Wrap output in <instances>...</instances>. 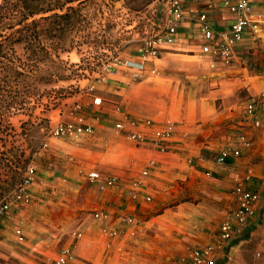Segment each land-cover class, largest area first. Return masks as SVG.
<instances>
[{
    "label": "rangeland",
    "instance_id": "rangeland-1",
    "mask_svg": "<svg viewBox=\"0 0 264 264\" xmlns=\"http://www.w3.org/2000/svg\"><path fill=\"white\" fill-rule=\"evenodd\" d=\"M165 2L166 0L76 1L71 4L76 11L67 26L65 24L64 31L58 28L50 32L47 28L50 21L42 22L45 23L43 27L46 32L40 35V44L41 47L50 49V54L41 49L36 52V56L33 53L29 56L31 51L27 50L24 43H15L13 50L6 49V61L10 63L7 65L14 64L22 73L7 71V77H1L0 80V202L12 197L17 185L25 178L30 164L36 166L31 187L35 180H42L44 183L48 180L72 178L77 182L79 179L89 181L87 172L91 169L120 179L123 171L130 168V158L137 152L139 145L125 132L116 129L115 137L111 138L99 133L97 129H100L102 120L115 125V115L118 121L129 115L134 119L150 116L158 121L161 112L168 111L171 113L170 119L178 123L180 117L175 108H182L183 101L185 106L190 104L188 95L180 94L182 80H188L196 74L199 76L205 67L199 51L170 49L168 51L174 54H169L168 57L160 54L161 59L146 61V70L140 76H134V71L123 65L127 59H138L145 39L157 31L158 17ZM38 3L43 2L34 0L31 5L35 8ZM8 23L14 25L16 20H8ZM12 31V28L6 30L8 33ZM194 53L196 56L187 55ZM102 77H108L109 80L105 82ZM140 77L144 79L140 80ZM242 91L239 88L236 96L230 100L237 106L232 110L231 118L235 120L227 119L229 125H232V132L238 130L242 119L243 102L247 98ZM95 96L102 97L100 105L94 104ZM12 100L13 105L8 107V101ZM194 100L193 97V107ZM222 101L223 99H219L215 104L218 110L224 109ZM76 105H80V113L86 116L89 124L95 126L96 133L76 139L55 136L53 129L58 124L74 118L78 112L75 110ZM119 105L120 111L116 110ZM214 108L213 105L207 108L205 120L196 121L192 118L190 123L201 124L203 129L208 130L205 133L208 134L206 141L209 142L205 144L209 148L205 151H210L217 159L219 152L216 149L225 141L224 129L228 124H223L224 119L218 121L213 117ZM98 117H101L100 123L96 121ZM259 160L261 163L258 161L256 164L264 169L263 154ZM248 175L238 180V184L251 181L253 176ZM208 182L206 188L202 187L196 193L190 192L189 187H186L184 195H178L172 189L176 184L174 183L170 188L171 193L157 196L155 199L160 201L159 205L153 204L155 209L152 214L144 218L145 221L149 220L146 236L158 240L167 238L171 244L179 241L178 226H166L165 231L163 224L167 225L169 220L156 216L166 209L174 211L175 207L185 203L203 207L199 209L210 207L215 201L209 192L217 182L214 178H208ZM89 186L96 189L90 183ZM31 187L29 190L33 196ZM85 201L92 203L91 196L85 198ZM83 202L84 199L78 204H84ZM32 204L33 200L26 205L28 207ZM95 210L88 211L93 213ZM21 212L20 220L23 217L32 218L28 211ZM188 212H194V209L188 208L186 213L189 215ZM13 214L16 216L18 213ZM245 235L248 240L241 246V257L236 259L235 264H264V197L256 214V224ZM9 238L4 240L6 244L19 245L13 240L12 233ZM23 247L21 248L24 249ZM26 254L30 259L13 256L2 262L45 264L52 259L44 261L33 250H27ZM173 258L169 255L166 263L172 264ZM154 263L158 264V258H154Z\"/></svg>",
    "mask_w": 264,
    "mask_h": 264
},
{
    "label": "crops",
    "instance_id": "crops-1",
    "mask_svg": "<svg viewBox=\"0 0 264 264\" xmlns=\"http://www.w3.org/2000/svg\"><path fill=\"white\" fill-rule=\"evenodd\" d=\"M253 1L257 7H264V0ZM184 4L207 12L218 32L228 31L235 18V15L223 6L221 0H184ZM202 42L195 27L187 23L180 29L174 46L163 50L161 55L168 57L169 54H174L168 51L170 49L196 52ZM237 51L242 61L230 71L212 70L209 62L201 56L205 64L203 71L199 76L196 74L195 77L182 80L180 94L188 95L190 104L185 106L183 101L182 108H175L180 117L177 124L170 119L171 113L168 111H162L158 121L150 116L135 119L131 117L136 123L126 124V127L133 131L149 132L153 127L171 125L168 148L162 151L153 143L138 144L137 152L130 158V168L123 171L115 186L103 189L99 183L89 179H79L78 182L75 178L48 180L46 183L35 180L33 185L36 186H30L34 191L33 204L28 207L26 204H20L17 210L13 211L18 213L16 216L12 213L10 217L0 218V264H6L2 262L3 259L13 256L30 259L27 254L32 253L26 254L27 250L35 251L44 261L49 258L53 260L68 247L74 255L73 264H156L155 257L158 258V264H168L166 259L169 255L174 257L172 264H175L179 259L188 257L195 247L215 243L220 224L229 217L228 209L237 203L238 180L250 173L248 176L253 178L247 183L249 187L261 192L262 202L264 169L256 163H261L259 158L262 154L264 156V129L253 127L249 122L241 120L238 130L232 132V125H229L227 119L232 117V110L237 107L230 100L236 96L239 88L243 89L242 93L248 98L259 92L263 86L264 26L262 37L255 39L247 35L238 44ZM187 55L196 56L195 53ZM142 78L140 77V80ZM219 99H223L224 109L216 108L215 104ZM212 105L215 107L213 117L218 121L224 119L223 124H228L224 129L225 141L216 151L220 153L225 149L238 147L236 135L239 132L247 133L254 141L250 150L244 151L240 157L229 156L225 163L215 159L210 151H205L209 148V145L205 144L209 142L206 141L208 134L205 133L208 130L203 129L201 124L190 123L192 118L196 121L205 120L207 108ZM260 110V113L264 114V104ZM98 113L100 114V110ZM114 117L115 121H120L116 115ZM100 119L101 117H98L96 121L100 123ZM147 120L153 122L152 127L146 124ZM99 127V133L109 138L115 137L114 124L102 120ZM144 170L148 171L147 175L142 174ZM208 178H214L217 185L209 192L215 202L210 207L205 206L207 210L199 209L203 207L194 203H185L175 207L174 211L166 209L164 213L156 216L169 220L167 225L163 224L165 231L166 226H178L179 241L171 244L167 238L158 240L146 236L149 220L145 221L144 218L152 214L155 209L153 204L159 205L160 201L155 199L157 196L171 193L170 188L174 183L176 184L172 189L176 190L178 195H184L186 187H189L190 192L196 193L209 185ZM137 180L141 183L137 184ZM89 183L96 189L89 188ZM88 195L91 196L92 203L85 201ZM83 199L84 204H78ZM188 208H193L194 212H188V215ZM90 209L96 210L91 213L88 211ZM21 211H28L32 218L23 217L20 220ZM98 213L100 216H97ZM124 217H130L132 220L123 222ZM255 224L256 217L243 233L237 234L226 244L214 264H235L236 259L241 257V246L248 240L245 234L252 231L250 228ZM11 233L13 240L19 245L4 242L5 239H10Z\"/></svg>",
    "mask_w": 264,
    "mask_h": 264
},
{
    "label": "built area",
    "instance_id": "built-area-1",
    "mask_svg": "<svg viewBox=\"0 0 264 264\" xmlns=\"http://www.w3.org/2000/svg\"><path fill=\"white\" fill-rule=\"evenodd\" d=\"M223 6L235 15L231 27L226 32H218L210 21L207 12L198 11L195 7L185 6L184 0H166L157 21V31L147 39L140 49L138 59H127L123 65L127 69L134 71V76H140L146 70V61L159 58L163 50L174 46L179 38L180 29L187 23H191L202 43L198 49L200 55L205 58L212 70L230 71L239 65L242 58L239 56L237 46L247 35L258 39L262 37L264 26V7L259 8L253 0H221ZM195 52V51H193ZM113 70V69H111ZM103 81H108V77H102ZM263 86L259 92L250 95L243 102L242 121L249 122L253 127L264 129V114L260 113V108L264 104V77ZM103 99L100 96L94 97V104L100 105ZM80 105H76L78 112L74 118L61 122L54 129L53 133L57 137L76 139L83 135H94L96 129L94 125L86 121V116L80 113ZM118 111L121 106H117ZM136 123L129 115H125L115 124V129L119 132H127L129 138L138 142V144L153 143L162 151L168 148L171 125L153 127L149 132L133 131L127 128L126 124ZM147 125L153 126L151 120L146 121ZM239 146L221 151L217 157L219 162L225 163L229 156L240 157L244 151L250 150L253 145V139L245 132H239L236 135ZM36 166H28L26 176L14 190L12 197L0 202V218L10 217L14 209L20 204H27L32 200L30 185L34 181ZM91 182H97L101 188L115 186L118 177L105 176L101 171L91 169L87 172ZM143 175L148 171L144 170ZM210 175V173H208ZM137 184L141 181L137 180ZM238 193L237 203L231 209L229 217L219 226L215 243L208 246H198L191 250L186 258L179 259L175 264H214L216 258L225 249L237 234L243 233L250 222L256 217L261 203V192L249 187L247 182H241L237 185ZM100 216V213L97 214ZM123 222H129L130 217H124ZM70 249L64 248L59 257L45 264H73L74 258Z\"/></svg>",
    "mask_w": 264,
    "mask_h": 264
},
{
    "label": "trees",
    "instance_id": "trees-1",
    "mask_svg": "<svg viewBox=\"0 0 264 264\" xmlns=\"http://www.w3.org/2000/svg\"><path fill=\"white\" fill-rule=\"evenodd\" d=\"M32 1L0 0V80H2L1 77H7L5 76L7 71L16 74L22 73L14 64L7 65L10 63L6 61L8 56L6 49L13 50L15 43H24L27 50L31 51L29 56L32 53L36 56V52L38 53V50L41 49L46 50V53L50 54V49L43 48L40 44V35L44 31L46 32L43 27L44 24L50 21V26L47 25L50 32L58 30V28L64 31L66 28L65 24L67 26L76 11V8L71 4L80 0H57L54 3L53 1L40 0L43 3H38L35 8L31 5ZM36 15H40V17L37 18ZM8 20H16V24L12 25L8 23ZM44 21L45 23L43 24L42 22ZM10 28L14 31L6 32ZM13 102V100L8 101V107H11ZM252 229L253 227L250 228V230Z\"/></svg>",
    "mask_w": 264,
    "mask_h": 264
}]
</instances>
